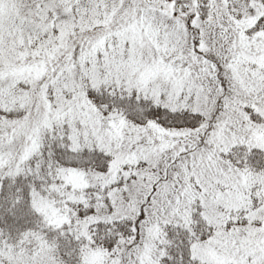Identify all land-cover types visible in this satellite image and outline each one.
<instances>
[{"label":"snow or ice","instance_id":"1","mask_svg":"<svg viewBox=\"0 0 264 264\" xmlns=\"http://www.w3.org/2000/svg\"><path fill=\"white\" fill-rule=\"evenodd\" d=\"M0 264H264V0H0Z\"/></svg>","mask_w":264,"mask_h":264}]
</instances>
